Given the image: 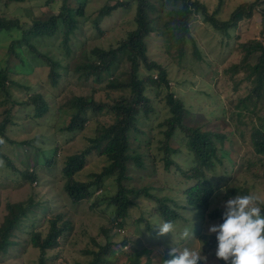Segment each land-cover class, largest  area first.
<instances>
[{"label": "rangeland", "instance_id": "rangeland-1", "mask_svg": "<svg viewBox=\"0 0 264 264\" xmlns=\"http://www.w3.org/2000/svg\"><path fill=\"white\" fill-rule=\"evenodd\" d=\"M198 1L205 6L207 15L224 21L241 3L256 0H223L218 11L219 0ZM63 2L68 7H82L83 11V14L76 15L77 26L70 33L67 44L64 45L60 34L30 40L40 53L58 61L56 71L60 77L56 85L47 75V63L35 56L24 41L23 45L18 43L21 30H14L13 35L5 34V31L0 33V68L7 69L15 82L27 86L26 89L9 84L10 97L0 91V125L5 124L0 132V137L5 140V144L0 145V153L5 157L0 156V221L6 213L7 203L23 202L25 207L27 202L31 204L16 224L15 239L19 244L9 247L6 254H0V264H38V252L29 238L36 231L44 235L52 219L57 224L67 222V227L59 244L47 251L45 264H88L92 254L86 250H96L92 238L98 244H104L107 239L119 243L127 231L130 233L129 242L118 252L122 254L119 258L123 261L112 264H129L128 260L134 257H138L139 264H162L173 246L203 249L202 254L209 257L208 264H225L215 256L217 245L207 248L195 236L182 240L180 233L185 227L196 230L194 234L197 231L208 233L209 226L220 224L218 219L208 217V211L218 208L223 213V205L230 198L226 193L231 188H246L247 194L253 192L264 199V155L253 150L250 140L258 115L264 114V98L251 91V82L245 78L247 69L239 67L237 72L232 69L243 56L244 43L252 40L264 43L263 0H259L260 7L251 16L243 18L225 33L215 30L202 14L197 13L191 20L192 40L187 42L182 57L176 46H165L157 32L147 38L150 60L166 68L174 97L182 100L189 110L185 121L225 135L219 147L223 165L217 163L215 171L209 173V177L216 180L218 189L209 209L201 216L197 209L186 204L183 194V189L192 181H184L182 172L188 171L193 164L192 155L182 140V132L178 131L177 137L171 141L172 146L180 148L173 159L181 169L175 164L166 169L160 161L163 152L157 148V140L162 138L158 124L168 115L164 100L166 90L162 88L155 95L150 87L147 88L146 94L154 112L140 128L143 132H139L136 143H150L148 151L145 147L140 151L151 156H144L142 167L131 162L127 173L129 178L124 179L123 184L127 188L149 187L153 198H130L123 229L111 227L113 207L105 198L116 192L113 176L105 177L103 186L96 188L89 199L79 203H72L63 189L65 177L61 169L65 157L86 147L88 139L98 135L101 127L111 122V116L105 112L95 115L90 111L84 129L72 133L64 130L69 113L62 109V105L72 95H85L93 89L96 100L109 101L119 94L118 91L109 92L108 97L105 82L114 75L123 76L121 72L130 68L129 65L115 64L113 71L104 74L99 83L77 78L74 69L86 61L85 54L92 48L115 47L126 37L135 27V4L117 7L103 15V7L112 5L115 0H25L8 3L0 0V17L18 19L20 25L28 27L33 17L47 18L58 13ZM256 54L249 56V63L256 62ZM34 93L42 94L50 106V110L38 118L32 115V105L24 103ZM245 97V102L241 103L240 99ZM105 163L103 157L91 155L75 178L91 181ZM224 168L227 169L226 176L220 173ZM26 171H33L35 178L23 175ZM222 188L227 189L226 193L221 191ZM162 197L171 199L166 204L172 208L176 206L180 214L173 222L175 233L165 236L158 235L157 225L163 220L155 211L156 198ZM139 218L142 219L139 221ZM108 228L106 234L103 230Z\"/></svg>", "mask_w": 264, "mask_h": 264}, {"label": "trees", "instance_id": "trees-1", "mask_svg": "<svg viewBox=\"0 0 264 264\" xmlns=\"http://www.w3.org/2000/svg\"><path fill=\"white\" fill-rule=\"evenodd\" d=\"M23 1L25 0H6V3ZM219 1L217 11L223 0ZM132 2L135 4L136 10L134 16L135 27L115 47L107 49L92 48L89 53L85 54L86 61L78 64L74 69V72L78 74L77 78L99 83L102 82L104 74L108 75L113 71L112 68L115 64L129 65L130 68L121 72L123 76L114 75L105 82L104 87L107 90L106 95L108 97L109 92L118 91L119 94L109 101L96 100L93 89L85 95H72L62 105V109H66L65 111L69 113L64 130L72 133L84 129L88 121L87 114L90 111L95 115L105 112L111 116V122L104 124L98 135L90 137L86 147L65 157L64 166L61 170L65 177L63 189L72 203L89 199L96 188L103 186L102 180L105 177L113 176L117 184L116 192L105 198L108 205L113 207L110 218L111 227L121 229L125 227L131 197L145 196L147 199L153 198L148 191L149 187H143L142 189L127 188L123 184L124 179L129 178L127 174L129 164L133 162L136 166L142 167L144 156H151L144 155L140 151V148L143 147L146 150L150 143H136L139 132H143L140 128L144 125L150 113L154 112L150 97L146 94L147 88L150 87L149 89L155 95H158L162 88L166 90L164 100L168 115L158 124L162 138L157 140V148L163 152L160 161L166 169L172 164L178 166L173 156L180 151V148L172 146L171 141H174L177 137L178 131L182 132V140L188 152L192 155L193 164L188 168V171L182 172L184 181H192L190 186L183 189V194L185 195L186 204L197 209L200 215L207 212L218 189L216 180L211 179L209 173L215 171L217 163L223 165V156L219 154V147L223 144L225 135L206 129L201 124L189 125L185 121L189 110L182 100L174 97L170 89V80L166 68L150 60L147 38L152 33L157 32L163 44L167 47L176 46V51L182 57L187 42L192 40L191 20L197 13L202 14L204 20L215 30L225 33L230 27L237 26V23L243 18L251 16L252 12L260 7L259 0L243 2L231 12L227 20L217 21L213 16L207 15L205 6L198 0H115L112 5L104 6L101 14H108L117 7L126 6ZM160 13H162L161 16ZM261 13L264 15V10ZM81 14H83L82 7H68L63 2L58 13L47 18L33 17L32 23L28 27H25V24L20 25L18 19L0 17V33L5 31V34L13 35L15 34L13 33L14 30L16 32L21 30V38L18 39V43L23 45L24 41L35 56L42 58L47 63V75L51 83L56 85L60 77V73L56 71L58 61L40 53L37 47L31 44L30 40L34 37L45 38L60 34L64 45H66L70 33L77 26L76 15ZM242 47L243 56L239 63L233 65L232 69L236 72L239 67L247 69L245 78L251 82V91L257 92L264 98V43L259 40H252L244 43ZM252 53H257L255 63H249L248 60ZM11 83L27 89L26 85L15 82L10 77L7 69L0 68V91L9 97L8 86ZM246 98L240 99V102H245ZM14 103L17 105V102ZM24 103L32 105V115L35 118L42 117L50 110L49 103L40 93L29 96ZM4 126L5 124L0 125V132L5 128ZM250 140L253 150L257 154L264 155V114L258 115L257 124L250 133ZM58 147L54 149V153ZM94 154L105 159L106 163L101 172L91 181H81L75 178L76 174L87 165L89 157ZM0 156L5 158L1 153ZM36 160L39 159L36 158ZM178 168L181 169L179 166ZM220 173L226 176L227 169H221ZM23 175L28 176L30 179L35 178L33 171L30 173L26 171ZM238 194H247V189L234 187L226 193L227 197H235ZM166 201L172 200L168 197L156 198L155 211L161 220L174 222L180 217V214L175 208L176 206L172 208L166 204ZM26 204L27 206L31 205L30 202ZM26 207L23 202L6 204V213L0 221V254H6L9 247L19 244V241L15 239V228L19 218L25 214ZM261 207L262 212H264V205ZM222 214L218 208L208 211V217L212 220L218 219L220 223L223 222ZM49 223V228L44 235L41 231H36L29 238L30 243L38 252V264H45L47 251L59 244L67 227L65 221L57 224V221L52 219ZM109 229L103 231H106L107 234ZM129 235L130 233L127 231L124 235L125 238L119 243L107 239L104 244H98L96 239L92 238L96 250H86L92 254L88 264L122 262L123 259L119 258L122 254H118V252L122 251V248L129 242L127 239ZM194 236L207 248H213L217 245L216 234L209 235L206 232L197 231ZM53 258L56 259L57 256ZM169 258L167 255L163 258V261ZM128 261L129 264H139L138 257ZM200 264H203V262L201 261Z\"/></svg>", "mask_w": 264, "mask_h": 264}, {"label": "clouds", "instance_id": "clouds-1", "mask_svg": "<svg viewBox=\"0 0 264 264\" xmlns=\"http://www.w3.org/2000/svg\"><path fill=\"white\" fill-rule=\"evenodd\" d=\"M5 144L0 137V145ZM222 192L227 189L222 188ZM264 199L249 192L238 194L225 201L222 214L223 222L208 227V234H216L217 247L215 256L225 264H264ZM158 235L175 233V224L168 220L159 223ZM194 237V231L185 227L180 233L182 240ZM195 238V237H194ZM203 250V249H202ZM195 248L171 247L167 255L170 257L162 264H208L209 257Z\"/></svg>", "mask_w": 264, "mask_h": 264}]
</instances>
